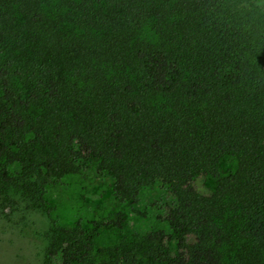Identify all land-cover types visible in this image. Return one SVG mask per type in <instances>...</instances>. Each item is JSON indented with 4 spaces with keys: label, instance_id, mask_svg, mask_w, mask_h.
I'll return each instance as SVG.
<instances>
[{
    "label": "trees",
    "instance_id": "obj_1",
    "mask_svg": "<svg viewBox=\"0 0 264 264\" xmlns=\"http://www.w3.org/2000/svg\"><path fill=\"white\" fill-rule=\"evenodd\" d=\"M11 201L42 264H264V0H0Z\"/></svg>",
    "mask_w": 264,
    "mask_h": 264
},
{
    "label": "rangeland",
    "instance_id": "obj_2",
    "mask_svg": "<svg viewBox=\"0 0 264 264\" xmlns=\"http://www.w3.org/2000/svg\"><path fill=\"white\" fill-rule=\"evenodd\" d=\"M111 185L107 177L96 179L88 185L86 199L101 207L102 198L109 195ZM209 185L210 182L203 180L196 183L204 194ZM18 204L0 202V264H42L48 222L41 212Z\"/></svg>",
    "mask_w": 264,
    "mask_h": 264
}]
</instances>
